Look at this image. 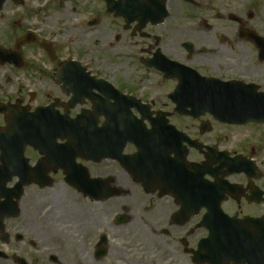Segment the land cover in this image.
<instances>
[{
    "label": "flooded vegetation",
    "instance_id": "flooded-vegetation-1",
    "mask_svg": "<svg viewBox=\"0 0 264 264\" xmlns=\"http://www.w3.org/2000/svg\"><path fill=\"white\" fill-rule=\"evenodd\" d=\"M33 1L2 0L0 13ZM112 7L135 8L126 18ZM106 19L110 51L129 60L123 81L74 57L84 51L64 54L60 32L17 31L13 20L0 27V264H264V123L229 126L190 109L225 86L262 105L264 0H106ZM68 60L149 107L129 117L152 130L150 176L126 143L119 160L77 158L85 170H76V187L49 142L3 130L35 111L74 120L92 100L133 101L90 91ZM228 129L249 130L248 140L228 141Z\"/></svg>",
    "mask_w": 264,
    "mask_h": 264
},
{
    "label": "rangeland",
    "instance_id": "rangeland-1",
    "mask_svg": "<svg viewBox=\"0 0 264 264\" xmlns=\"http://www.w3.org/2000/svg\"><path fill=\"white\" fill-rule=\"evenodd\" d=\"M32 1L27 0V3ZM33 2L31 7L17 8L6 5L0 13L3 17L0 20V27L9 25L10 20H13L17 31L42 27L48 33L58 34L60 32L57 40L64 42L62 43L64 54L71 48L84 51V54L74 56L82 64L88 63L94 71L100 75L106 74V77L112 81L124 80L119 74L125 71L129 60L113 55L110 51L112 49L108 47L106 37L108 21L102 0H34ZM92 18L99 19L97 25L93 27L83 25L86 19ZM16 35L22 36L23 33L16 32ZM67 35L70 37H65ZM216 129L224 131L225 128L217 126ZM228 130V141L248 140L249 130L240 131L241 134L234 129Z\"/></svg>",
    "mask_w": 264,
    "mask_h": 264
},
{
    "label": "water",
    "instance_id": "water-1",
    "mask_svg": "<svg viewBox=\"0 0 264 264\" xmlns=\"http://www.w3.org/2000/svg\"><path fill=\"white\" fill-rule=\"evenodd\" d=\"M1 2H2V0H0V3H1ZM222 108H223L224 110H226V111H221V112L219 111V112H217L216 114H217V115H222V118H225V117L229 118L230 120H228V121H231L230 123H234V121L231 120V119H234V118H230V117H231L232 115L236 114V113H241V114H245V115H248V114H249V111H248L247 106H241V107H240V109H242L241 112L235 111V110L238 109V108H235L234 106H222ZM233 109H234V110H233ZM262 109H264V105H263V104H262ZM207 111L211 112V111H212V106H208V107H207ZM263 114H264V113H263ZM225 121H227V120H225ZM79 125H81V123H79ZM64 131H65V130H64ZM66 131H69V130L67 129ZM85 131H87V130H84V134H85ZM82 137H84V135H82ZM62 138H63V139L67 138L68 140H69V139L71 140V138H69L68 135H62ZM72 147L75 148L74 145L71 146V144H69L67 149H71ZM80 147H82V146L78 144V149H79ZM79 151H80V153H81L82 151L84 152V150H79ZM114 153H115L114 151L110 150V151H109L104 157H112Z\"/></svg>",
    "mask_w": 264,
    "mask_h": 264
}]
</instances>
